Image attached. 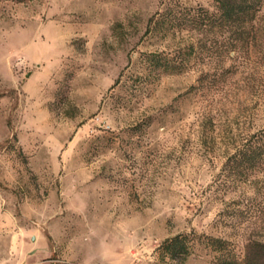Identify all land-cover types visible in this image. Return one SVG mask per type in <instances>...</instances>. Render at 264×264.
Returning <instances> with one entry per match:
<instances>
[{"label": "rangeland", "instance_id": "rangeland-1", "mask_svg": "<svg viewBox=\"0 0 264 264\" xmlns=\"http://www.w3.org/2000/svg\"><path fill=\"white\" fill-rule=\"evenodd\" d=\"M165 1L0 2V264L62 238L118 240L133 264H210L202 243L159 255L178 233L264 239V166L224 168L264 127V0L241 69L203 87L207 60H142L190 39L147 30Z\"/></svg>", "mask_w": 264, "mask_h": 264}, {"label": "trees", "instance_id": "trees-1", "mask_svg": "<svg viewBox=\"0 0 264 264\" xmlns=\"http://www.w3.org/2000/svg\"><path fill=\"white\" fill-rule=\"evenodd\" d=\"M260 6L261 0H213L212 8L166 0L163 7L149 18L147 30L163 34L185 32L190 39L172 50L143 53L142 60L148 72L157 69L181 72L188 61L207 60L211 63L210 68L202 70L197 79L203 87L215 84L228 73L239 71L255 37L254 19ZM263 166L264 127L237 145L224 163L225 170L231 175L248 174ZM237 233L243 239L240 244L228 236L195 231L178 233L161 242L158 253L162 257H183L202 243L204 256L210 264H264V239L251 237L245 231Z\"/></svg>", "mask_w": 264, "mask_h": 264}, {"label": "crops", "instance_id": "crops-1", "mask_svg": "<svg viewBox=\"0 0 264 264\" xmlns=\"http://www.w3.org/2000/svg\"><path fill=\"white\" fill-rule=\"evenodd\" d=\"M31 264H133L120 241L58 239L34 246Z\"/></svg>", "mask_w": 264, "mask_h": 264}, {"label": "built area", "instance_id": "built-area-1", "mask_svg": "<svg viewBox=\"0 0 264 264\" xmlns=\"http://www.w3.org/2000/svg\"><path fill=\"white\" fill-rule=\"evenodd\" d=\"M158 247H159V244L157 245V248H158ZM135 259H136V260H139V258H138V257H135Z\"/></svg>", "mask_w": 264, "mask_h": 264}]
</instances>
